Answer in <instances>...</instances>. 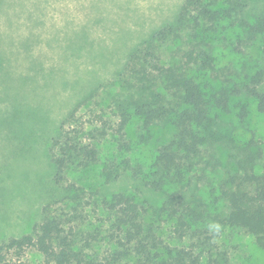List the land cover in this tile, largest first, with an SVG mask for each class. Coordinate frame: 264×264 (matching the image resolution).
Here are the masks:
<instances>
[{"label":"trees","instance_id":"1","mask_svg":"<svg viewBox=\"0 0 264 264\" xmlns=\"http://www.w3.org/2000/svg\"><path fill=\"white\" fill-rule=\"evenodd\" d=\"M249 3L250 0H184L175 20L135 46L117 74L121 94L112 99L109 108L114 121L106 105L96 109L86 104L91 96L63 118L51 139L48 156L58 197L43 206L40 221L29 233L1 241L0 264H25L21 259L31 249L43 257V264H231L227 254L212 255L207 247L209 236L199 238L207 233L201 228H209L212 223L242 231L264 250V163L260 164L259 148L252 151L248 146L236 161L234 172H228L214 185L205 183V169L198 168V159L207 148L229 138V133L220 127L217 112L228 113L231 102L243 95L253 100L257 111L264 115L263 73L258 72L248 83L227 80L220 84L207 78V73L215 70L213 35L224 29V22L244 15ZM238 26L247 42L264 39V17L252 24L240 18ZM183 32L187 48L179 49L176 58L165 61L157 45L182 38ZM236 105L238 123L243 125L249 106L241 101ZM88 107V118L83 119L80 114ZM134 119L141 121V129L147 134L159 125L172 132L170 139L159 146L149 172L142 176L140 167L132 170V176L141 179L147 190L164 193L158 212L146 206V201L137 202L132 194H87L74 180V174L97 166L99 179L107 185L130 169L126 156L114 151L111 157H105L101 151L103 143L110 140L107 138L118 137L119 148L129 152L124 132ZM145 135H139L143 143L148 140ZM200 183L209 188L211 203L196 195ZM222 202L227 214L213 217L209 208L216 209ZM61 204L69 207V219L57 210ZM87 207L101 212L105 216L103 223L109 226L104 231L95 229L93 235L82 239L79 230L67 231V227L82 220ZM163 216L166 220L176 219L174 232L180 240L185 237V229L194 226L192 236L198 237L197 242L189 248L165 244L158 236L161 228L157 223ZM98 236L102 239L98 240ZM105 241L110 254L102 258L98 249Z\"/></svg>","mask_w":264,"mask_h":264},{"label":"rangeland","instance_id":"2","mask_svg":"<svg viewBox=\"0 0 264 264\" xmlns=\"http://www.w3.org/2000/svg\"><path fill=\"white\" fill-rule=\"evenodd\" d=\"M183 1L0 0V243L29 233L40 221L43 206L58 197L48 156L51 139L63 118L91 96L86 104L96 109L106 105L114 121L109 108L112 99L121 94L117 74L135 46L175 20ZM258 17H264V0H250L244 15L224 22V29L213 35L215 70L207 73L210 81L248 83L261 72L264 88V39L247 42L238 26L240 18L252 24ZM181 37L157 45L165 61L187 48L186 33ZM239 101L249 106L243 125L237 119ZM90 107L81 112L83 119L88 118ZM217 115L229 138L207 148L198 159V168L205 169V183L212 185L234 172L236 161L248 146L252 151L259 148L260 164L264 163V115L257 111L255 102L241 95L231 102L228 113ZM141 126V121L134 119L125 129L127 153L116 143L118 137H109L103 143L101 155L107 157L115 151L130 162V169L115 182L104 185L97 166L74 174V180L87 194H132L137 202L146 201V206L158 212L164 193L147 190L141 179L132 176V170L140 167L142 176L149 172L159 146L170 139L172 132L159 125L147 134ZM141 133L148 137L146 143L140 141ZM195 192L198 198L211 203L209 188L203 183ZM57 210L63 211L66 219L72 214L63 204ZM209 211L213 217L223 218L228 209L222 202ZM82 216L76 225L67 227V231L79 230V238H88L95 229L104 231L109 226L103 223L105 216L94 208L87 207ZM162 219L157 222L161 228L158 236L165 244L189 248L197 242L198 237L192 236L194 226L185 229V237L180 240L174 232L176 219ZM201 230H207L199 238L209 236L207 247L213 256L227 254L231 264H264V250L242 231L224 228L220 223ZM102 244L98 253L104 258L110 252L106 241ZM21 260L25 264L44 263L33 249L26 250Z\"/></svg>","mask_w":264,"mask_h":264}]
</instances>
